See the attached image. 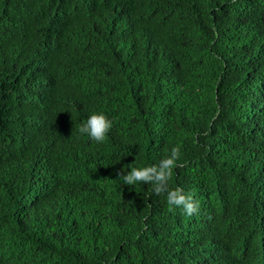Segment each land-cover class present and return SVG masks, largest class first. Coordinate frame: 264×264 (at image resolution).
Listing matches in <instances>:
<instances>
[{
	"label": "trees",
	"instance_id": "obj_1",
	"mask_svg": "<svg viewBox=\"0 0 264 264\" xmlns=\"http://www.w3.org/2000/svg\"><path fill=\"white\" fill-rule=\"evenodd\" d=\"M0 264H264V0H0Z\"/></svg>",
	"mask_w": 264,
	"mask_h": 264
},
{
	"label": "clouds",
	"instance_id": "obj_2",
	"mask_svg": "<svg viewBox=\"0 0 264 264\" xmlns=\"http://www.w3.org/2000/svg\"><path fill=\"white\" fill-rule=\"evenodd\" d=\"M112 123V119L104 112L93 111L82 122L79 131L86 133L91 140L102 142L107 138ZM179 156L178 148L172 147L170 154L163 156L158 163L139 167L129 165L127 171L122 167L118 175H121L123 183L128 185L141 181L153 182V190L157 193L165 191L166 200L170 206L178 207L186 215H191L198 210V201H195L188 192L182 191L180 187L168 186L170 172Z\"/></svg>",
	"mask_w": 264,
	"mask_h": 264
}]
</instances>
